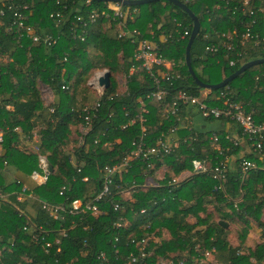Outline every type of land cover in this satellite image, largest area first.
Segmentation results:
<instances>
[{
	"label": "trees",
	"instance_id": "1",
	"mask_svg": "<svg viewBox=\"0 0 264 264\" xmlns=\"http://www.w3.org/2000/svg\"><path fill=\"white\" fill-rule=\"evenodd\" d=\"M85 1L0 0V12H4L0 14V57L11 58L0 60V129L4 131L0 168L21 175L11 180L0 172V213H6L0 220V264H175L179 260L187 264H264V157L260 160L251 151L248 156L258 166L243 173L238 155L242 148L230 145L229 150H219L217 142L210 139L212 131L221 137L227 128L237 132L235 122L185 110L179 112L180 120L177 115L165 118V107L178 89L193 95L202 91L185 63L192 19L166 0L132 6L139 12L134 21L125 24L127 30L139 32L132 42V37L117 36L119 19L108 8L111 2L89 0L83 6ZM180 1L200 23L190 52L191 66L199 79L216 84L245 62L264 58V41L253 43L255 37L264 38V0ZM10 4H27L25 23L40 36H58L57 42L48 46L6 33L4 26L14 20ZM77 5L81 10L71 13ZM59 10L64 12V21L55 25L49 14ZM92 10H102L108 16L89 26L84 41L72 38L69 26L74 15L86 18ZM252 19L254 38L239 44L236 50L240 55L205 51L233 28L240 36L244 24ZM152 31L156 41L160 34H172L167 42H158L160 52L167 59L181 61L179 78L162 82L167 90L163 100L146 97L156 85L134 58L136 40L152 39ZM184 31L187 34L181 39L179 34ZM232 59L235 63L229 65ZM102 69L110 73L109 87L102 95L96 94L92 103H83V99L89 101L87 94L93 90L87 81ZM116 73L127 77L122 91ZM38 81L53 93L51 102L44 103ZM219 89H228L233 99L244 102L256 122L264 121V63L248 68ZM139 99L147 109L144 131L139 121L122 128L139 113ZM95 104L98 106L93 108ZM189 112L193 123L172 136L179 144L171 154L151 161L149 157L134 158L126 172L111 177L109 192L97 203L100 212L68 216L62 223L65 235L60 234L61 222L49 216L43 202L60 205L74 199L92 200L102 188L106 166L121 162L141 136L146 148L163 134L167 136L171 126L186 125ZM85 116L90 123L84 143L79 145V127ZM34 130L39 135L35 149L18 147ZM40 154L46 156L53 171L45 183L28 186L22 177L38 168ZM194 158L206 160L209 168L222 163L226 167L223 183L208 173H193ZM162 167L165 171L159 177ZM150 178L154 183L147 182ZM23 185L29 190L17 201ZM220 220L238 224L237 246L229 243L231 230ZM118 221L121 226L115 225ZM252 224L260 229L261 241L245 248ZM56 236L59 243L54 241ZM101 252L106 254V262L98 259Z\"/></svg>",
	"mask_w": 264,
	"mask_h": 264
},
{
	"label": "built area",
	"instance_id": "2",
	"mask_svg": "<svg viewBox=\"0 0 264 264\" xmlns=\"http://www.w3.org/2000/svg\"><path fill=\"white\" fill-rule=\"evenodd\" d=\"M12 1V0H10ZM89 0H86L84 5H88ZM81 5V4H80ZM108 8L113 12V16L119 19L118 27L116 29L118 37H132V42H134V34H139V32L135 29L132 31L127 30L125 28V24L127 21H134L138 16L139 12L137 8H132V6H122L120 2H111ZM8 9L13 10L14 20L9 22L4 26V31L6 33H15L17 38H21L26 36L30 38L33 42H42L48 46H52L57 42L58 36H55L51 33H46L43 36L35 33L32 27L26 24V20L28 15L24 10L29 9L27 4H20L16 7H12L11 4L8 6ZM66 9V6H64ZM80 6L77 5L72 10L71 13L80 11ZM1 15L4 12L1 10ZM252 14V13H250ZM74 15V14H73ZM50 18L54 21L55 25H61L64 21V12L52 11L49 14ZM105 16L107 18V14L104 11H95L92 10L87 15L86 18H83L82 15L76 14L74 15L73 20L70 21L69 31L70 35L74 39H78L80 41H84L86 35L88 33V28L92 24H94L99 17ZM254 24V20L251 22H247L244 24V31L240 34L236 28H233L231 31L222 34V39H220L217 43L207 46L205 48L206 52L209 53H218V52H228L234 51L237 52L238 55L241 53L237 51V47L239 44L241 46L245 45L246 42L250 39H253L251 33V27ZM187 31H184L183 34H179L180 38L183 39ZM152 39L147 38H139L136 40L137 42V50L134 54V58L139 61L140 66L146 71L148 76L152 78L154 84L156 85V89L150 91L146 97L155 98L157 100H163L165 98V94H167V90L162 87V82L171 81L173 79L179 78V74L177 73V69L179 68L181 61L176 59H167L160 52V43H165L168 41V38L172 36V34L164 35L160 34L158 36V41L154 40V33L151 32ZM260 41L259 38H254V44L257 45ZM11 58H7L6 61H10ZM4 61V62H6ZM235 61L232 59L229 61V65H234ZM133 68L130 69L132 71ZM106 69L97 70L93 73L90 79L87 81V84L96 91L98 96L102 95L105 89L100 88L99 79L104 75ZM127 77H124V80L121 82L126 89ZM67 88V87H66ZM139 113L135 117L129 118L126 124L122 125V128H125L127 125L133 124L136 121L140 122L141 130L144 131L143 114L147 113V109L142 101L139 99ZM98 104L93 107L95 108ZM192 111L202 117H215V118H226L233 122L238 127V131H230L227 128L226 134L224 136H219L215 132H211L210 139L217 142V148L219 150H229L231 148L230 145L240 146L242 151L239 155V166L241 171L244 173L254 169L258 166L255 160H251L248 156L251 151L255 152L258 159L263 160L264 157V121L256 122L253 117V113L246 108V105L242 101H237L233 99L231 92L228 89H218L214 91L210 88H202V91L199 95H193L188 93L183 89H178L172 97L171 103H168L165 107V118H169L172 115H177L176 119L180 120V116L178 115L180 111ZM52 111V110H50ZM190 112L186 116V125H175L169 128V134L164 136V134L158 138L156 143L152 146L145 148V143L142 140V136L140 137L138 142H133L135 146L134 149L125 154L122 158L121 162L115 163L110 166L105 167L106 173L103 176V185L100 189L99 193L90 201H82L79 199L72 200L69 204H60L53 205L43 202V208H45L49 216L53 219L60 221L61 230L60 234L65 235V228L63 227L64 221L68 216H78V215H97L100 211L98 208V201L104 198V196L109 192L110 185L112 184V176L115 174H122L127 171L130 166V162L134 158H148L151 161V158L157 157L162 154H171L174 148L178 147L179 139L174 138L173 135L176 131L183 127L185 128L187 125L193 123L194 118L190 115ZM90 120L88 116L84 117V124L79 127L80 135L78 137V144H83L84 139L83 136L88 131ZM17 132H20L18 127H15ZM3 133L4 131L0 129V143L3 142ZM164 137V138H163ZM31 139L39 140V135L36 130L32 132ZM186 139L184 138L183 141ZM224 143V145H222ZM48 160L45 155H39V163L38 168L31 171L29 174V178L35 184H43L46 182L50 171L47 167ZM192 172L193 173H208L212 175L214 178L218 179L222 182L225 179L226 167L222 163L215 164L213 167H208V162L204 159L194 158L191 160ZM151 167V166H150ZM0 168V172H1ZM151 179V178H150ZM86 180V177L83 178ZM223 183V182H222ZM28 188L26 185L21 187V190L17 194V201H22L26 193L28 192ZM28 196V195H27ZM0 197L3 198V194L0 193ZM117 207V205L115 206ZM74 223V222H73ZM116 226H121L120 222L115 223ZM26 229V228H25ZM33 238L36 237L35 233H32ZM59 236H56L54 241L59 243ZM50 243H47L49 245ZM208 254V253H207ZM98 259L102 262L107 261L106 254L101 252L98 256ZM132 261H136V258L133 257ZM201 263H204L201 261ZM175 264H187L184 260H179Z\"/></svg>",
	"mask_w": 264,
	"mask_h": 264
},
{
	"label": "water",
	"instance_id": "3",
	"mask_svg": "<svg viewBox=\"0 0 264 264\" xmlns=\"http://www.w3.org/2000/svg\"><path fill=\"white\" fill-rule=\"evenodd\" d=\"M93 1L120 2L121 4H123L125 6H136L139 4L154 2V1H158V0H93ZM166 1L172 2L176 6L180 7L192 19V30H191V34L189 36V39H188V42H187V45L185 48V63H186L187 69H188L192 79L194 80V82L197 84V86L199 88H210L213 90L219 89V88L225 86L226 84H228L230 81H232L237 76H239L242 72L246 71L248 68H250L254 65H257V64L264 63V58L252 59V60H249V61L245 62L244 64H242L236 71H234L232 74H230L229 76L224 78L219 83L209 84V83L202 81L201 79H199L197 77V75L195 74V72L192 69L191 53H190L192 43H193L195 36L197 35V33L200 29L199 19L196 15H194L191 12V10L187 7V5L185 3H182L180 0H166ZM99 84H100V88H102V89H107L109 87V85H110V73L108 71H106L104 73V75L99 79ZM47 167H48L50 172L53 171V167L50 163H47ZM219 223L223 224L225 227L227 226V223L222 221V220H220Z\"/></svg>",
	"mask_w": 264,
	"mask_h": 264
},
{
	"label": "rangeland",
	"instance_id": "4",
	"mask_svg": "<svg viewBox=\"0 0 264 264\" xmlns=\"http://www.w3.org/2000/svg\"><path fill=\"white\" fill-rule=\"evenodd\" d=\"M0 60L1 61H6V56L4 55V56H1L0 57ZM124 73H116L115 75H114V77H115V79L117 80V82L119 83L118 84V86H119V89L122 91L123 89H124V85L121 83L123 80H124ZM38 89H39V91H40V93H41V96L43 97V100H44V103H49V102H51V99H52V92H51V90L46 86V85H44L43 83H41V82H39L38 81ZM87 98H88V100L89 101H87V100H85V99H83V100H81L83 103H92V101L96 98V91L93 89L92 91L91 90H89V93L87 94ZM74 138L76 137V130H74V132H73V135H72ZM31 146V145H30ZM29 145H26L25 147L26 148H29L30 150H31V147H30ZM18 147H20V148H22V149H25V147L24 146H22V144H21V142H20V144H18ZM164 171H165V168L164 167H162L159 171H158V175H159V177H162L163 176V173H164ZM183 177V176H182ZM147 182L149 183V184H152V183H154V181H152V179H148L147 180ZM209 210H212V208H210ZM3 212V211H2ZM5 214L6 213H3V214H0V220L1 219H3L4 218V216H5ZM263 218H264V214H263ZM189 219H191L192 221L194 220V218L193 217H189ZM236 226H238V224L236 223ZM250 228H252L253 230V233H252V235H251V239H252V242L251 243H253L255 240H257V235H259L260 236V229L256 226V225H254V224H252L251 225V227ZM235 231H236V233H237V231H238V229L236 228L235 229ZM164 233V232H163ZM251 233V232H250ZM165 238L166 237H168L167 236V232H165ZM164 237V236H163Z\"/></svg>",
	"mask_w": 264,
	"mask_h": 264
},
{
	"label": "crops",
	"instance_id": "5",
	"mask_svg": "<svg viewBox=\"0 0 264 264\" xmlns=\"http://www.w3.org/2000/svg\"><path fill=\"white\" fill-rule=\"evenodd\" d=\"M52 100V99H51ZM22 146H26V145H31V150L32 149H35V146L38 144V140H33L31 138H27L23 141H20ZM3 143V142H2ZM2 143H0V154L2 153L3 151V148H2ZM22 149V148H21ZM25 151H31L29 148H26L23 149ZM2 170V169H1ZM3 174L6 176V178L8 179H13L14 177H21L20 173L18 171H13L12 169H7V171H2ZM22 180L24 182V184L26 185H34V182L29 178V176L27 175L26 177H22ZM1 214V213H0ZM264 214V212H263ZM227 223V226L225 228H229L231 230V233L228 237V240H229V243L232 245V246H237L238 245V238H237V235H236V232L234 231L236 228L238 229V227H236V224L235 223H232V222H226ZM253 229L250 228L249 229V232L247 234V237H246V240H245V243H244V247L245 248H253L257 243H259L261 241L260 239V236L257 235V240H255L253 243L252 242V239H251V235L253 233L252 231ZM251 232V233H250ZM251 234V235H250Z\"/></svg>",
	"mask_w": 264,
	"mask_h": 264
}]
</instances>
